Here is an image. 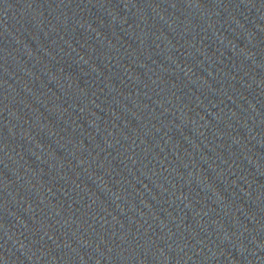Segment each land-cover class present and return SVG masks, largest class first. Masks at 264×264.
Returning a JSON list of instances; mask_svg holds the SVG:
<instances>
[{
	"label": "water",
	"instance_id": "water-1",
	"mask_svg": "<svg viewBox=\"0 0 264 264\" xmlns=\"http://www.w3.org/2000/svg\"><path fill=\"white\" fill-rule=\"evenodd\" d=\"M0 264H264V0H0Z\"/></svg>",
	"mask_w": 264,
	"mask_h": 264
}]
</instances>
